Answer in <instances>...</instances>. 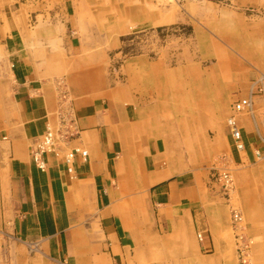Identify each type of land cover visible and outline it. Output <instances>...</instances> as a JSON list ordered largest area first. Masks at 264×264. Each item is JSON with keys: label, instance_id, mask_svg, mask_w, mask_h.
<instances>
[{"label": "crops", "instance_id": "obj_1", "mask_svg": "<svg viewBox=\"0 0 264 264\" xmlns=\"http://www.w3.org/2000/svg\"><path fill=\"white\" fill-rule=\"evenodd\" d=\"M105 1L0 0V264L243 262L218 179L175 165L164 135L175 128L160 126V114L201 115L209 102L224 117L250 78L264 79L249 72L247 80L212 86L200 75L203 84L192 95L160 92L168 80H161L159 61L137 57L123 64L125 80L112 84L105 69L127 23L96 26ZM233 1L242 9L264 6V0ZM254 43L250 38L247 49ZM248 57L264 74V47L262 57ZM59 86L69 91L79 135L59 142L60 154L46 153L47 168L40 170L31 151L56 122ZM252 100L253 113L237 115L245 149L232 147L221 123L225 144L216 146L214 164H248L246 172L236 171L232 194L255 240L251 264H264V156L254 154L264 153V104L259 94ZM74 147L87 157L75 155L72 175L63 154ZM143 203L152 208L150 221H143Z\"/></svg>", "mask_w": 264, "mask_h": 264}, {"label": "rangeland", "instance_id": "obj_2", "mask_svg": "<svg viewBox=\"0 0 264 264\" xmlns=\"http://www.w3.org/2000/svg\"><path fill=\"white\" fill-rule=\"evenodd\" d=\"M104 6L103 15H97L93 19L96 26L105 31L109 25L113 28L124 21L127 23L119 36L121 46L110 51L109 62L105 69L112 84L125 80L121 71L123 64L137 57L159 61L161 80H168L167 86L160 92L170 90L177 94L187 91L192 95L201 89L203 79H200V75H206L209 80L206 84L212 86L220 82L224 84L247 80L249 72L250 74L254 72L258 78L264 79L263 69L256 65L257 59L248 57V52L255 57H262L263 54L264 6L242 9L233 0H106ZM136 7L142 12L139 17L135 14ZM151 15L158 18L152 19ZM246 29L252 33L247 34ZM252 37L255 41L254 46L251 45L247 49V42L250 38L253 39ZM252 81L253 79L250 78L249 83L247 82L249 88L245 95L249 93ZM258 84H264V81ZM242 113L249 115L246 111ZM227 115L223 117L216 109H211L209 102L206 112L201 115L160 114V118L164 119L160 126L175 128L164 132V135L168 136L166 141L169 143L166 147L175 157V165L187 164L191 172L204 175H208L210 171L215 174L218 182L219 172L227 169L236 184V171L246 172L248 164H231L219 169L215 168L214 164L216 157L221 154L215 149L216 146L222 149L225 144L220 124L223 123L227 128ZM254 179L259 184L262 183L260 175ZM242 182L248 185L246 173L242 177ZM206 184H209L207 178ZM232 195L229 198L223 195L222 197L228 203L230 223L233 210L242 215L244 233L249 239V258L244 264H251L252 246L255 240L247 235L245 217L235 201V196ZM152 213L151 206L143 203V221H150ZM127 217L128 219L131 217L129 211ZM231 229L232 225L230 232ZM232 232L233 236V229ZM234 237L235 234L233 239ZM235 240L236 238L233 247L236 254L238 244L236 240L235 245ZM238 264L243 262L238 259Z\"/></svg>", "mask_w": 264, "mask_h": 264}, {"label": "built area", "instance_id": "obj_3", "mask_svg": "<svg viewBox=\"0 0 264 264\" xmlns=\"http://www.w3.org/2000/svg\"><path fill=\"white\" fill-rule=\"evenodd\" d=\"M60 86L57 88L59 109L56 113V122L53 125H46L44 131L34 142L31 151L32 161L40 170H45L47 168L46 153L54 152L60 154L57 149L58 143L68 142L79 135L71 96L66 89ZM255 94H259L264 101V84L258 85L255 84V82L252 83L249 93L245 96L239 97L233 102L231 105V112L226 117V126L230 136L231 145L236 151H243L245 149L243 132L238 122L237 115L244 111L248 112L249 115L253 113L254 107L252 97ZM76 154H79L82 159H86L87 150L80 147H74L63 154L65 169L72 175L74 171V157ZM254 154L258 158L264 156V153L258 148L254 150ZM218 178L221 185L222 195L229 198L234 191V182L231 174L227 169H222L218 174ZM232 229L238 244V256L244 262L249 258V239L244 233L242 215L236 210L232 211ZM197 238L202 241L203 235L201 232L197 233Z\"/></svg>", "mask_w": 264, "mask_h": 264}, {"label": "bare ground", "instance_id": "obj_4", "mask_svg": "<svg viewBox=\"0 0 264 264\" xmlns=\"http://www.w3.org/2000/svg\"><path fill=\"white\" fill-rule=\"evenodd\" d=\"M52 31V30H51ZM35 44V43H34ZM26 46V45H25ZM28 46H30V45H28ZM31 46H32V44H31ZM37 59V58H36ZM44 62V61H43ZM36 68V67H35ZM41 69V68H40ZM39 76V75H38Z\"/></svg>", "mask_w": 264, "mask_h": 264}]
</instances>
